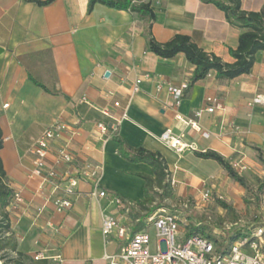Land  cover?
<instances>
[{
    "label": "crops",
    "instance_id": "0c3cea01",
    "mask_svg": "<svg viewBox=\"0 0 264 264\" xmlns=\"http://www.w3.org/2000/svg\"><path fill=\"white\" fill-rule=\"evenodd\" d=\"M87 2L54 0L38 5L0 0V156L11 186L22 195L11 209L12 228L17 249L32 258L31 264H107L104 255L118 251L126 238L115 231L103 236L104 215L117 218L128 235L153 229L147 220L151 214L145 216L136 205L144 198V181L136 174L153 176L152 169L123 158L112 139L114 132L132 147L159 153L175 180L170 200L191 199L196 209L222 210L216 201L220 195L235 212L245 198L244 188L224 168L197 152L211 150L230 164L239 161L233 168L254 189L257 180L264 179V105L252 103L255 95H264V51L255 53L248 73L233 79H217L211 73L183 93L194 70L183 53L162 58L149 52L140 20L101 3L88 12ZM150 2L156 41L186 34L224 62L234 60L229 49L236 47L241 29L228 23L216 5L206 0ZM240 3L244 11H258L264 0ZM139 77V90L132 92ZM169 85L182 90L177 103ZM209 96L224 109L194 117L197 109L209 106L205 100ZM124 110L126 118L120 119ZM188 119L198 128L184 122ZM55 122L67 128L50 142L46 167L67 179L76 176L83 163L99 166L97 189L106 193L93 195L94 182L83 178L74 189L72 207L63 212L55 210L51 185L32 174L30 148ZM165 130L181 134L190 147L176 152L159 139ZM205 188L212 198L200 202ZM261 197L264 200V187ZM261 249L264 252V245Z\"/></svg>",
    "mask_w": 264,
    "mask_h": 264
},
{
    "label": "trees",
    "instance_id": "16d2710c",
    "mask_svg": "<svg viewBox=\"0 0 264 264\" xmlns=\"http://www.w3.org/2000/svg\"><path fill=\"white\" fill-rule=\"evenodd\" d=\"M38 5H46L54 0H30ZM216 5L225 14V18L231 25L241 29L238 36L237 45L234 49H229V53L234 59L232 62H224L221 58L211 52H206L200 48L186 34L176 33L165 42H158L152 35V23L155 20V13L150 0H88L87 11L90 12L96 3L122 9L130 12L133 17L141 21V35L146 44V49L162 58H172L178 53H183L186 60L194 66L193 73L183 88V93L187 92L196 81L206 77L212 72L217 79H233L251 70L254 55L257 51H264V4L258 11H244L241 8L240 0H206ZM40 87H45L34 80ZM56 94L62 95L60 92ZM183 95V94H182ZM181 95V96H182ZM180 96V97H181ZM65 97V96H64ZM112 139L117 143L118 153L126 160L138 163L144 162L152 169L153 176L146 174H136L144 181V198L137 200L136 205L144 215L148 216L157 209L169 208L166 200L173 198L172 188L167 180L169 172L163 157L144 147H132L120 137L116 132L112 134ZM3 147V135L0 127V150ZM198 157L212 159L224 168L230 178L240 184L245 193L252 196V202L247 197L244 203H252L256 207L259 205L260 194L264 187V179L257 180L256 189L248 183L243 175L238 173L227 159L219 153L211 150L197 152ZM261 161H263L260 158ZM14 188L6 174L0 156V262L1 264H31L32 258L17 249V237L12 228L10 203L13 197ZM217 203L227 212L234 213L233 208L222 199L217 198ZM191 211L194 209L188 203ZM187 218H192L191 214H186ZM180 221V219H179ZM203 225H192L188 223L185 228L186 235H201L212 239L216 245L217 253H224L229 245L243 236L238 230H224L225 234L220 242L205 231Z\"/></svg>",
    "mask_w": 264,
    "mask_h": 264
},
{
    "label": "built area",
    "instance_id": "2783aa9c",
    "mask_svg": "<svg viewBox=\"0 0 264 264\" xmlns=\"http://www.w3.org/2000/svg\"><path fill=\"white\" fill-rule=\"evenodd\" d=\"M211 73H207L206 76H210ZM143 77H149V74H144ZM141 81L142 78L140 77L134 80L132 92L139 90ZM157 87H161V84L159 83ZM167 89L173 95L174 102L177 103L182 95V90L170 85ZM205 100L209 103V106L197 109L194 112V117H199L204 111L213 112L215 109H224L217 98L209 96ZM252 103L264 105V95H255L252 98ZM114 106H118V102H115ZM124 118H126L125 110L122 112L120 119ZM176 118L182 120L178 115ZM184 122L190 124L193 128H198L197 123L192 119ZM98 127L101 131L106 129L101 123H98ZM66 128L67 126L64 123L55 122L43 130L30 148L34 155L32 174L42 176L43 181L51 185L54 207L58 212L67 211L72 207L74 189L78 181L83 178L94 182L93 195L102 197L106 194L104 190L97 189L99 166L83 163L79 167L76 176L67 179L60 176L54 169L46 167L45 160L50 142ZM159 139L176 152H182L186 147H190L182 141L181 134L174 136L170 130H165L159 136ZM62 155L65 161L70 160L68 154ZM231 165L237 167L239 161ZM240 167L243 168V166ZM167 180L170 186L174 185L175 180L170 175ZM210 198H212L210 189L205 188L201 191L200 202ZM218 199H222V197L219 195ZM21 200L20 190L14 189L10 209L15 208ZM115 201L117 204L121 203L118 198ZM147 220L154 229L155 243L153 248L150 247V235L146 231L140 230L128 235L126 228L119 224L117 218L110 215L102 217L101 231L104 237L115 231L116 236L119 238H126L125 244L118 251L104 255L107 264H264V252L261 249L264 245V225L256 227L252 232L239 237L229 245L224 253L219 254L211 239L201 235H186L185 231H181L179 218L174 212L158 209Z\"/></svg>",
    "mask_w": 264,
    "mask_h": 264
},
{
    "label": "rangeland",
    "instance_id": "374dc122",
    "mask_svg": "<svg viewBox=\"0 0 264 264\" xmlns=\"http://www.w3.org/2000/svg\"><path fill=\"white\" fill-rule=\"evenodd\" d=\"M251 183H256V180H252ZM245 197L252 202L253 199L251 195L245 193ZM165 202L169 206V208L165 210L176 213L180 219L179 227L181 231H185L188 223L192 225H203L206 227L205 231L211 236V238L216 239L217 242H220L223 238L225 234L224 230L232 229V231L238 230L242 233H246L252 232L260 225H264V200L262 197L260 198L257 207L252 203H244V205L235 209L234 213L219 208L196 209L195 204L191 199H184V203L175 200ZM188 203H191V206L194 209L193 211L190 210ZM186 214H191L192 218H187ZM235 222L237 223L234 224ZM148 231L151 240L150 247L153 248L155 243L154 230L149 227Z\"/></svg>",
    "mask_w": 264,
    "mask_h": 264
},
{
    "label": "water",
    "instance_id": "95a60500",
    "mask_svg": "<svg viewBox=\"0 0 264 264\" xmlns=\"http://www.w3.org/2000/svg\"><path fill=\"white\" fill-rule=\"evenodd\" d=\"M108 74V72H105V75H107Z\"/></svg>",
    "mask_w": 264,
    "mask_h": 264
}]
</instances>
